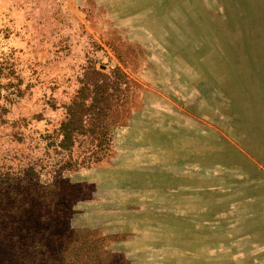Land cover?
<instances>
[{"label":"rangeland","instance_id":"1","mask_svg":"<svg viewBox=\"0 0 264 264\" xmlns=\"http://www.w3.org/2000/svg\"><path fill=\"white\" fill-rule=\"evenodd\" d=\"M89 70L119 100L62 149ZM27 165L92 185L69 225L110 264H264V0H0V171Z\"/></svg>","mask_w":264,"mask_h":264},{"label":"trees","instance_id":"2","mask_svg":"<svg viewBox=\"0 0 264 264\" xmlns=\"http://www.w3.org/2000/svg\"><path fill=\"white\" fill-rule=\"evenodd\" d=\"M104 77L94 70L86 73L85 85L59 125L60 148L67 149L75 134L88 129L99 135L98 141L104 138L106 114L121 92ZM88 93L90 102L84 105ZM91 191L90 183L72 182L60 171L48 181H41L30 165L0 171V264H110L115 255L102 247L106 238L94 228L69 225L73 205Z\"/></svg>","mask_w":264,"mask_h":264},{"label":"crops","instance_id":"3","mask_svg":"<svg viewBox=\"0 0 264 264\" xmlns=\"http://www.w3.org/2000/svg\"><path fill=\"white\" fill-rule=\"evenodd\" d=\"M94 214V213H93ZM100 223L102 224V221L101 220H97V221H92V222H88V223H86L85 225H88V226H92V225H100ZM86 227V226H85ZM89 228H94V229H96L97 227H89ZM112 234L113 235H115V237L117 236V235H120V234H118V231L117 230H115L113 227H112Z\"/></svg>","mask_w":264,"mask_h":264}]
</instances>
